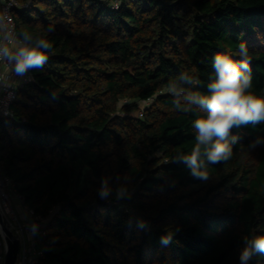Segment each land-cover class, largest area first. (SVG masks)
<instances>
[{
	"label": "trees",
	"instance_id": "1",
	"mask_svg": "<svg viewBox=\"0 0 264 264\" xmlns=\"http://www.w3.org/2000/svg\"><path fill=\"white\" fill-rule=\"evenodd\" d=\"M17 1V32L52 44L0 117V170L43 218L37 264H240L242 238L264 234V145L249 148L264 123L234 128L231 158L195 179L173 158L204 113L175 109L168 86L184 72L206 93L214 55L239 60L244 41L264 97V0Z\"/></svg>",
	"mask_w": 264,
	"mask_h": 264
},
{
	"label": "clouds",
	"instance_id": "2",
	"mask_svg": "<svg viewBox=\"0 0 264 264\" xmlns=\"http://www.w3.org/2000/svg\"><path fill=\"white\" fill-rule=\"evenodd\" d=\"M5 8L0 10V90L14 88V77H25L30 70L42 69L48 61L52 44L45 38L37 37L28 31L17 32L8 9L15 0H0ZM49 32L55 31L53 27ZM239 60L228 54L217 53L212 59L215 78L207 84V92L193 90L200 81L188 74L180 75L169 83L175 109L190 112L196 109L204 113L197 115L192 122L195 132V145L190 152H178L174 162L184 163L195 179L207 180L209 165L229 160L233 145L238 137L232 130L264 123V97L249 91L252 88V74L247 43L241 41L238 49ZM11 96V93H9ZM264 145V138L257 137L249 148ZM119 180V178H117ZM128 179V177H125ZM101 199L112 195L108 178L102 179L98 190ZM129 193L124 185L115 189V198L121 199ZM139 227H145L140 222ZM239 253L240 264H249L256 255L264 256V234L244 236ZM171 242V233L161 237V243Z\"/></svg>",
	"mask_w": 264,
	"mask_h": 264
},
{
	"label": "built area",
	"instance_id": "3",
	"mask_svg": "<svg viewBox=\"0 0 264 264\" xmlns=\"http://www.w3.org/2000/svg\"><path fill=\"white\" fill-rule=\"evenodd\" d=\"M118 1L112 3V7L118 6ZM20 3L15 0V3L9 8L8 14L12 17L13 23L16 28V22L13 14V10L19 8ZM5 8V4L0 3V10ZM4 71V66L0 65V72ZM17 83L14 88L7 90H0V117L13 116V105L18 99V92L26 85L33 81L32 71L21 77L13 78ZM11 93V96H9ZM12 180L5 176L0 170V210L9 224L10 229L20 239V251L16 264H37L39 258L42 256V252L36 246V234L43 231V218L40 215H36L34 211L23 203V197L17 193L19 201L26 207L28 218L20 217L13 206L11 191H13ZM28 235L32 238V245H28ZM7 251V242L5 233L0 226V264H4Z\"/></svg>",
	"mask_w": 264,
	"mask_h": 264
},
{
	"label": "water",
	"instance_id": "4",
	"mask_svg": "<svg viewBox=\"0 0 264 264\" xmlns=\"http://www.w3.org/2000/svg\"><path fill=\"white\" fill-rule=\"evenodd\" d=\"M0 226L3 232L5 233V238L7 242V251L4 264H16L20 251V239L10 229L9 224L3 216L1 210Z\"/></svg>",
	"mask_w": 264,
	"mask_h": 264
},
{
	"label": "rangeland",
	"instance_id": "5",
	"mask_svg": "<svg viewBox=\"0 0 264 264\" xmlns=\"http://www.w3.org/2000/svg\"><path fill=\"white\" fill-rule=\"evenodd\" d=\"M148 102H143V106H145ZM135 115H141L142 111H136L134 113ZM11 196H12V203L13 206L15 208L16 213L22 217V216H26L28 213L26 211V207L19 202L18 196H17V191L16 189H13V191H11ZM28 245L31 246L32 245V238L30 235H28Z\"/></svg>",
	"mask_w": 264,
	"mask_h": 264
},
{
	"label": "crops",
	"instance_id": "6",
	"mask_svg": "<svg viewBox=\"0 0 264 264\" xmlns=\"http://www.w3.org/2000/svg\"><path fill=\"white\" fill-rule=\"evenodd\" d=\"M19 202H20V201H19ZM22 217L27 219V218H28V215H26V216H22Z\"/></svg>",
	"mask_w": 264,
	"mask_h": 264
}]
</instances>
